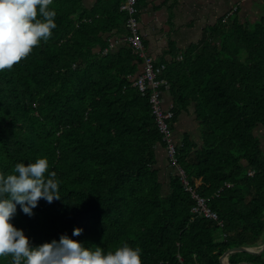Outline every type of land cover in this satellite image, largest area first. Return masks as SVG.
<instances>
[{"label": "trees", "instance_id": "1", "mask_svg": "<svg viewBox=\"0 0 264 264\" xmlns=\"http://www.w3.org/2000/svg\"><path fill=\"white\" fill-rule=\"evenodd\" d=\"M146 1L137 0L138 13ZM121 6L122 0H99L88 11L83 0H51L56 26L49 38L0 70V174L46 156L60 197L40 199L32 217L17 206L12 223L34 244L81 227L72 238L86 247L114 251L127 242L141 249L142 264H221L231 249L259 248L264 132L256 130L264 129V15L242 21L232 8L183 52L184 59L180 53L153 59L155 67L166 65L157 79L168 82L159 91L172 98L166 108L174 113L173 130L190 107L199 123L200 142L187 138L177 151L186 187L171 168L151 90L140 91L130 78L145 72V58L128 42L113 44L130 33ZM187 188L208 199L223 226L192 212L197 201ZM228 262L264 259L242 252ZM0 264H11L10 255Z\"/></svg>", "mask_w": 264, "mask_h": 264}, {"label": "clouds", "instance_id": "2", "mask_svg": "<svg viewBox=\"0 0 264 264\" xmlns=\"http://www.w3.org/2000/svg\"><path fill=\"white\" fill-rule=\"evenodd\" d=\"M51 0H0V70L26 57L34 46L47 40L55 28L56 11ZM46 156L17 162L13 171L0 174V257L10 255L11 264H142L141 249L122 242L114 251L100 246L86 247L73 239L83 229L73 227L71 235L60 233L34 244L22 228L12 223L20 212L34 215L40 199L60 200L55 171H48ZM46 173V175H45Z\"/></svg>", "mask_w": 264, "mask_h": 264}, {"label": "crops", "instance_id": "3", "mask_svg": "<svg viewBox=\"0 0 264 264\" xmlns=\"http://www.w3.org/2000/svg\"><path fill=\"white\" fill-rule=\"evenodd\" d=\"M98 2L99 0H83V5L85 9L91 11ZM103 2L113 5L118 0H103ZM236 2V0H147L139 8L138 20L144 44L148 48V53L152 55L151 58L157 62L172 60L180 53L182 54L180 58L184 59L183 52L191 45L199 44L204 31L236 6L242 21L253 19L254 16L250 15L253 12L249 8L242 9L240 2L234 6ZM258 10L260 11L259 8ZM119 40L114 39L113 44L115 41L122 42ZM133 51L137 54L135 50ZM143 66L141 65V69ZM165 94L164 102L167 103L165 106L170 108L172 98L168 100L167 96L169 97L170 93ZM198 132L199 123L194 107H190L178 117L174 126V136L183 145L187 138L197 140ZM197 142H200V139ZM159 153L165 156L164 151L160 150ZM260 248L261 246L250 250L257 252ZM260 254H263L264 259V250ZM226 262L229 264L228 258Z\"/></svg>", "mask_w": 264, "mask_h": 264}, {"label": "built area", "instance_id": "4", "mask_svg": "<svg viewBox=\"0 0 264 264\" xmlns=\"http://www.w3.org/2000/svg\"><path fill=\"white\" fill-rule=\"evenodd\" d=\"M137 0H122L121 11L128 15L127 27L130 33L120 38L119 41L128 42L131 47L138 53L140 52L141 56L144 59V70L143 74H140L137 77H131L133 86L138 87L140 91L146 92L147 90H151L150 93V103L152 105V109L154 115L156 116L157 124L159 126V130L163 135V139L167 144V155L170 158L171 168L175 170V175L180 176L183 183L187 187V174L185 170L182 168L180 163H178L177 151L182 145L175 139L174 130H173V119L174 113L171 112L166 106H164V97L162 96L159 88L161 85H167L166 80H158L157 75L161 74L164 69H166L165 64H161V67H155L153 59L148 55L146 51V45L144 44L141 36H140V26L139 22L135 18L137 15ZM107 53V50H105ZM230 187V185H227ZM192 192V196L196 199L197 204L192 208V212L197 215H203L206 218L212 219L215 222L217 221L219 226H223V221L219 218V215L216 211H214L208 205V199L201 197L196 192L192 191V189L187 188ZM225 237V234H224Z\"/></svg>", "mask_w": 264, "mask_h": 264}, {"label": "rangeland", "instance_id": "5", "mask_svg": "<svg viewBox=\"0 0 264 264\" xmlns=\"http://www.w3.org/2000/svg\"><path fill=\"white\" fill-rule=\"evenodd\" d=\"M237 2L235 3L234 6L238 5V3L240 2L242 9H246L249 8V10H251L253 12V14H250L251 17H253V19H250V22H255L258 21L260 19V16L264 15V0H236ZM243 1V2H242ZM239 4V5H240ZM238 6H236L237 8ZM260 9V11L258 10V8ZM256 132H258L260 135L263 134L264 129H257ZM261 144L262 147L264 148V137H261ZM162 179H165V176H161ZM227 263V262H226Z\"/></svg>", "mask_w": 264, "mask_h": 264}, {"label": "water", "instance_id": "6", "mask_svg": "<svg viewBox=\"0 0 264 264\" xmlns=\"http://www.w3.org/2000/svg\"><path fill=\"white\" fill-rule=\"evenodd\" d=\"M264 250V243L261 245V248L260 250H258L257 252H254L250 249H247V248H234V249H231L229 250L221 259V264H227L226 263V260L227 258L231 255V254H234V253H242V252H248V253H251V254H260L262 253Z\"/></svg>", "mask_w": 264, "mask_h": 264}]
</instances>
